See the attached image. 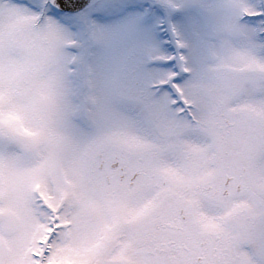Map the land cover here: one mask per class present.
<instances>
[{
    "label": "snow or ice",
    "instance_id": "snow-or-ice-1",
    "mask_svg": "<svg viewBox=\"0 0 264 264\" xmlns=\"http://www.w3.org/2000/svg\"><path fill=\"white\" fill-rule=\"evenodd\" d=\"M0 264H264V0H0Z\"/></svg>",
    "mask_w": 264,
    "mask_h": 264
}]
</instances>
